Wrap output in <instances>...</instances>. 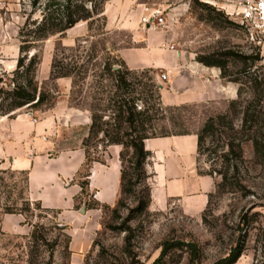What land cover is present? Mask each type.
<instances>
[{"label": "rangeland", "instance_id": "374dc122", "mask_svg": "<svg viewBox=\"0 0 264 264\" xmlns=\"http://www.w3.org/2000/svg\"><path fill=\"white\" fill-rule=\"evenodd\" d=\"M192 1L163 2L168 5L160 8L165 12L166 19L168 22L174 20L169 23L168 30H156L165 34V42L161 49L168 50L167 46H174L173 52H179L185 60L189 59L198 64L200 58L214 57L215 60L225 61L229 73L233 75L230 77L231 80L238 77L237 73L243 70L244 64L241 60L222 56L227 52L240 53L244 56L256 52L260 53V61L254 64L253 71L264 74V48L255 50L238 26L230 25L225 17L214 13L211 19H208L207 12L191 7ZM32 2L33 0H0V75L6 73L11 77L16 70L20 58V31L27 19L32 21L42 19L43 7L34 12ZM184 4L188 5L187 9L178 12L177 15L171 13L172 8ZM232 11V7H228L227 12ZM137 13L136 5L130 7L116 5L112 11L114 28L112 31L107 29L106 16L105 35H90L87 24L84 34L67 32L63 37L54 36L39 44L37 50L30 53L29 58L39 53L41 64L37 70L36 80L40 90L51 91L53 98L47 107L24 108L17 112H26L27 115L41 120L60 103L66 101L72 107L70 104L72 80L61 79L52 82L50 80L52 61L56 53L61 57L62 54L74 57L89 55L93 59L89 62V78L79 101L81 106L79 110L88 111L91 117L101 116L102 122H108L111 116L107 111L108 97L113 96L117 90L113 78L106 74L104 80H100L106 92L103 94L100 84L97 83L98 76L108 58L117 56L120 59L121 49L135 46L131 32L122 29L120 24L122 19ZM164 44L166 48L163 47ZM248 66H251V63H248ZM211 69L220 71L218 68ZM145 71L151 72L140 76V81L149 87L155 85L158 91L154 88L157 92L152 98L149 89L145 88L146 92L142 90L144 92L142 98L148 102L147 108L150 106L158 108L159 102L162 105L158 95L161 96V91L168 85V81L162 80L165 73L160 70L141 69L133 72L141 74ZM221 80L227 86H234L238 97L239 86L228 79ZM231 101L234 100L226 102L225 105L219 102L208 106L178 109L164 107L168 110L162 112L164 120L155 123V132L197 133L207 119L225 113ZM141 108H144V105L139 103L138 109ZM99 109L103 112H98ZM101 138L88 140L87 151L92 159L98 158L103 162L107 149L103 150ZM240 138L245 141L247 137ZM223 145L219 144L221 148L220 152L218 150V156L228 152V148H223ZM214 159L218 160L217 156ZM199 161L200 174L208 175L214 161L210 162L206 156H199ZM220 166L221 160L215 168L219 170ZM85 175L86 171L81 174L80 181L84 180ZM237 176L241 188L220 193L215 187L209 205L198 217L184 214L176 204L164 212L149 210L148 216L132 215L130 211L135 205L129 203L128 209L121 211V219L115 222V226L118 227L123 221L127 222L132 233L123 234L106 229V225L111 223V212L104 210V225L97 234L92 249L85 255L83 264H153L161 254L160 246L164 241L196 242L202 250L203 264H212L228 257L237 246L243 248V253L236 264H264V166L255 164L250 144L243 146V162L238 164ZM213 178L217 186L221 178L217 174H214ZM150 180L149 175L148 187ZM88 194L80 198L77 204L83 206L85 203L93 202L92 193L89 191ZM34 205L35 202L28 197L27 176L0 165V264H73L70 261L69 236L57 225L58 222L54 219L57 215L42 213L36 210ZM245 217L246 224L243 221ZM19 219L21 227L18 221L16 222ZM36 225L40 227L39 233L44 236V242L32 239ZM128 236H132L133 240L129 251L125 252V238ZM181 264H186V257Z\"/></svg>", "mask_w": 264, "mask_h": 264}, {"label": "trees", "instance_id": "16d2710c", "mask_svg": "<svg viewBox=\"0 0 264 264\" xmlns=\"http://www.w3.org/2000/svg\"><path fill=\"white\" fill-rule=\"evenodd\" d=\"M110 1L112 0H33L34 12L39 7H43L42 19L40 21L27 19L20 31V58L16 70L11 77L6 73L0 75V116H9L24 108L41 109L50 104L53 98L51 91L40 90L36 80L41 57L37 52L29 58L30 53L37 50L39 44L54 36L63 37L80 23L88 24L90 35H105V6ZM192 6L207 12L208 19H211L213 13L225 17L230 25L238 26L243 32L238 24H234L225 12L216 7L198 0H193ZM252 47L258 51V48ZM222 57L234 58L243 62L244 68L237 73L236 79H230L233 75L229 73L225 61L221 62L215 60L214 57H209L200 58L198 62L208 68L220 69L223 80L228 79L239 86L238 97L230 102L225 113L207 119L196 133L199 156H206L210 162L214 161L208 176L213 177L217 174L221 178V182L216 186L220 193L241 188L237 175L238 164L243 162L245 144L251 145L255 164L260 167L264 166V74L253 71L254 64L260 61V53L255 52L250 56H244L240 53L227 52ZM91 59L93 57L89 55L74 57L62 54L61 57L59 53H56L52 61L50 80L52 82L61 79L72 80L70 104L77 109L81 107L79 101L82 99L83 89L89 78ZM248 63H251V66H248ZM150 72L145 71L141 74L133 72L128 69L121 58L115 56L103 63L101 74L98 76L99 82L97 83L101 86L100 80H104L105 75L108 74L113 78L117 91L113 96L108 97L107 111L111 114L109 121L102 122L101 116H92L89 134L83 143V149L86 152L84 167L86 175L83 177L84 180L79 182L82 189L80 198L89 195L88 179L92 164L101 162L98 158L90 157L87 151L88 140L102 137L100 142L103 144L104 151L110 146L121 147L122 168L120 196L117 204L114 207L101 206L94 201L93 197V202L85 203L88 209H101L103 213L104 210L111 212V223L106 225V229L111 232L132 233L126 221H123L119 227L115 226V222L121 219V211L128 209L129 203L135 205L130 211L132 215L148 216L150 213L151 188L147 185L149 175L146 167L151 154L145 149V141L191 134L190 132L160 134L155 132V123L164 120L162 112L166 108L163 107V109L160 102L157 104L158 108L155 106L147 108L148 102L142 98L143 93L146 92L145 88L149 89L152 98L158 91L155 85L149 87L140 81V76H145ZM100 89L103 94L106 93L102 86ZM160 97L158 95L161 101ZM139 103H142L144 108L138 109ZM98 112L103 111L99 109ZM240 137L247 138L243 141ZM220 143L224 144L223 148H228V152L218 156ZM215 156L218 160L214 159ZM219 160H221V166L218 170L215 166L217 167ZM34 206L42 213L55 214L42 208L40 203L35 202ZM54 219L57 220V216H54ZM243 221L246 224L247 218L245 217ZM57 225L62 228L59 223ZM39 230L40 227L36 225L32 239L44 242L45 238ZM132 240V236L125 238V252L129 251ZM160 248L161 254L153 264H181L185 257L186 264H203L202 250L196 242L164 241ZM242 253L243 248L237 246L228 257L212 264H236Z\"/></svg>", "mask_w": 264, "mask_h": 264}, {"label": "crops", "instance_id": "0c3cea01", "mask_svg": "<svg viewBox=\"0 0 264 264\" xmlns=\"http://www.w3.org/2000/svg\"><path fill=\"white\" fill-rule=\"evenodd\" d=\"M165 1L108 2L105 13L109 31L113 30L115 23L113 7L136 5L138 8L136 15L122 19L120 24L122 29L131 32L135 44L119 51L123 62L132 71L154 69L165 73L168 85L161 91L163 107L208 106L219 102L225 105L235 100L237 90L223 83L219 70L185 60L179 52L161 49L165 34L145 30L140 25L145 7H167ZM187 7L179 5L172 8L171 13L177 15ZM85 26L87 23H80L68 32L84 34ZM91 124L88 111L72 108L66 101L41 120L26 112L0 117V165L25 174L29 199L57 215L58 223L70 238V261L73 264H83L104 220L101 209H88L85 204H77L82 191L80 177L86 164L83 141ZM145 149L151 154L146 167L151 176L150 210L164 212L176 204L184 214L200 216L215 191L216 180L199 172L196 133L150 139L145 141ZM120 153L121 147L110 146L106 159L91 166L88 190L101 206L114 207L119 200ZM16 222L21 225L20 219Z\"/></svg>", "mask_w": 264, "mask_h": 264}, {"label": "built area", "instance_id": "2783aa9c", "mask_svg": "<svg viewBox=\"0 0 264 264\" xmlns=\"http://www.w3.org/2000/svg\"><path fill=\"white\" fill-rule=\"evenodd\" d=\"M179 2L192 0H177ZM216 7L225 12V14L243 30L248 43L256 48H264V0H198ZM228 7L233 11L227 12ZM165 17V12L156 7H145L141 17L140 24L145 30H168L169 23ZM166 48V45H163ZM169 51H175L174 46H167ZM166 81V75L162 76ZM36 123L37 121L34 120Z\"/></svg>", "mask_w": 264, "mask_h": 264}]
</instances>
